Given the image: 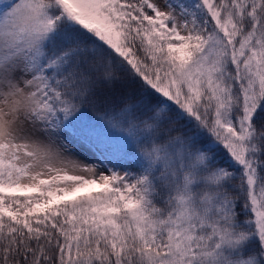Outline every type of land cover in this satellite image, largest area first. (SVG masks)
<instances>
[{
	"label": "snow or ice",
	"instance_id": "6c2138e0",
	"mask_svg": "<svg viewBox=\"0 0 264 264\" xmlns=\"http://www.w3.org/2000/svg\"><path fill=\"white\" fill-rule=\"evenodd\" d=\"M0 264H264V0H0Z\"/></svg>",
	"mask_w": 264,
	"mask_h": 264
}]
</instances>
